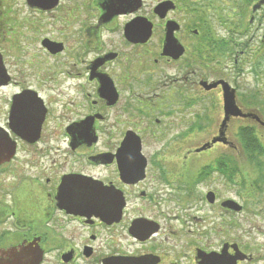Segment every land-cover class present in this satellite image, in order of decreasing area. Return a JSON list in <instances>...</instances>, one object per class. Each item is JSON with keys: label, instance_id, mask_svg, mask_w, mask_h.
<instances>
[{"label": "flooded vegetation", "instance_id": "af4514ba", "mask_svg": "<svg viewBox=\"0 0 264 264\" xmlns=\"http://www.w3.org/2000/svg\"><path fill=\"white\" fill-rule=\"evenodd\" d=\"M202 10L0 0V264H264V168L241 148L264 120Z\"/></svg>", "mask_w": 264, "mask_h": 264}, {"label": "trees", "instance_id": "16d2710c", "mask_svg": "<svg viewBox=\"0 0 264 264\" xmlns=\"http://www.w3.org/2000/svg\"><path fill=\"white\" fill-rule=\"evenodd\" d=\"M259 1L260 0H220L222 6H219L220 4H218L220 12H217V18L220 21L219 25L227 35L220 36L219 42H227L226 50L228 52V59L233 61V56L238 55L239 60L242 61L241 65L250 66L251 73L257 77H259V74L264 75V33L262 40H260L259 52H257L256 49L254 51L249 44L250 37L249 39L244 37L245 33L250 31L251 25H248L246 21L243 22V19L247 14L248 9L250 7L252 9L255 3H258ZM215 3V0H201L200 6L206 5V8H210L211 6V9L215 11L217 9L213 6ZM198 9L201 10V7L198 6ZM224 10L226 11L224 12ZM232 15L234 18L233 20L230 19ZM197 16L198 20L202 18V14L198 13ZM235 16L237 17L236 20ZM228 19H230L231 22L228 21ZM253 100L254 98H251L252 102L250 103L249 101H246L247 106L250 105L249 107H253ZM241 138L243 139L241 148L244 155L249 158L250 161H254L255 164L261 165L260 158L264 156V145L257 140L251 130H245ZM263 168L264 167L262 166V169Z\"/></svg>", "mask_w": 264, "mask_h": 264}, {"label": "rangeland", "instance_id": "374dc122", "mask_svg": "<svg viewBox=\"0 0 264 264\" xmlns=\"http://www.w3.org/2000/svg\"><path fill=\"white\" fill-rule=\"evenodd\" d=\"M198 1V6L199 7H201V10L203 9V8H206V5H201L200 6V4H201V0H197ZM215 5H213L214 6V8L216 9L215 11H212V12H214V15H215V19H214V16L212 17L211 15H210V18H211V26H212V28H214V30H216V32H217V35L220 37V36H222V35H225V36H227L226 35V33H224V30H223V28H221V26L219 25L220 24V21H219V19L217 18V15H218V13L217 12H220V7H218V4H220L219 6H222V4L220 3V0H215ZM255 4H257V3H255ZM257 10V9H256ZM203 11V10H202ZM226 10H224V12H225ZM261 11H263L261 14H264V6H263V8H262V10ZM201 13V12H200ZM255 12L254 11H252V9H251V7L248 9V12H247V14L245 15V17H244V19H243V22H247L248 23V25L250 24L251 25V29H250V31L247 33H245V35H244V37H247L248 39H249V37H250V39H249V44H250V46L252 47V49L255 51V49H257V47H258V40H259V38H260V40H262V38H263V28H264V22L263 21H261V28L258 26V24H257V20H255L254 19V23H252V22H250L251 20H253V16H256V14H254ZM263 16V15H262ZM205 17H204V13H202V19H204ZM236 16H235V20H236ZM231 20H233L234 18H233V15L231 16V18H230ZM230 19H228V21H230ZM181 20H184V19H181ZM260 21V20H259ZM231 22V21H230ZM257 28H259V31L258 30H255V29H257ZM229 60V59H228ZM258 61V60H257ZM241 63H242V61H240V65H241ZM232 64V61L231 60H229V62H228V66L229 65H231ZM240 67V66H239ZM242 70H243V75L238 79V85L240 86V88H239V94H242V99H243V101H244V103L246 104L245 106H247V102L249 101V103L250 102H252L251 101V98H254V100H253V103H254V107H259V109H260V112H261V117H262V119L264 120V75H262V74H259V77H257V76H255L254 74H252L251 73V71H250V66H248V65H245V66H242L241 65V67H240ZM261 71V70H260ZM259 71V72H260ZM263 91V92H262ZM254 96V97H253ZM237 101H238V98L236 99ZM247 101V102H246ZM251 105H252V103H251ZM248 106H250V105H248ZM219 117V115H217V114H214V115H212V118H213V120H212V122L214 121L215 122V120L217 119ZM220 117H221V114H220ZM235 129V128H234ZM234 129H230L229 130V137H230V139L232 138V142L234 143V145L236 146V151H230L229 153H232V154H234L235 156H237L238 157V159H240V150H239V148H240V146H239V144L237 143V141H236V137L234 136V134H235V130ZM256 131V134H257V137L259 138V142L260 143H262L263 145H264V129H256L255 130ZM195 148H199V146H191V147H180V151H179V153H180V156H181V158H183V157H185V156H187V154H189V153H193V150L195 149ZM222 152H224V150L221 148V147H217L215 150H213V151H211V152H208V153H206V154H204V155H201V157L199 158V159H197V163H199L200 164V162H204V161H206V160H210L211 158H213L214 156H219L220 154H222ZM206 155H208L206 158H204ZM260 160H261V167L263 166L264 167V156L262 157V158H260ZM192 160L189 158L188 159V164L187 165H189L190 164V162H191ZM182 165L184 164V162H185V160H183L182 159ZM248 167V165H247V163H246V170L248 169L250 172H252L254 175H256L257 174V171H258V168L257 167H259V164H257V165H255V167H254V171H252V170H250L249 168H247ZM261 169V168H260ZM191 170V169H190ZM247 170V171H248ZM248 171V172H249ZM213 188H218V191L220 192V185H218V186H215V187H213ZM200 190H202V187L201 188H199L197 191V194H199L200 193ZM221 195L222 196H226V195H228V196H231V195H233V191H228V193L227 194H225L224 192H221ZM195 202V203H197L198 202V200L197 199H194V198H192V200L190 201V203L191 202ZM214 214L217 216V213L216 212H214ZM215 216V217H216ZM214 217V222L215 223H217L218 222V220H217V218H215Z\"/></svg>", "mask_w": 264, "mask_h": 264}, {"label": "water", "instance_id": "95a60500", "mask_svg": "<svg viewBox=\"0 0 264 264\" xmlns=\"http://www.w3.org/2000/svg\"><path fill=\"white\" fill-rule=\"evenodd\" d=\"M263 3H264V0H261L258 3V5L254 6L252 8V11H255ZM135 35L136 34H135V31H134V26L132 24L129 37L133 38ZM215 85L216 84H213L212 86H215ZM222 85H223V91H224V108H225L224 110H225V113H226V115L236 116V115H238L239 111L236 108L235 103H234V97H233V92L234 91L229 86H227L226 84H222ZM136 147L139 149V146L136 145Z\"/></svg>", "mask_w": 264, "mask_h": 264}]
</instances>
